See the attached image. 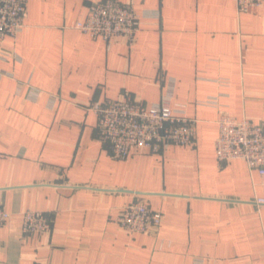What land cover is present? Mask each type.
Wrapping results in <instances>:
<instances>
[{
    "label": "crops",
    "instance_id": "1",
    "mask_svg": "<svg viewBox=\"0 0 264 264\" xmlns=\"http://www.w3.org/2000/svg\"><path fill=\"white\" fill-rule=\"evenodd\" d=\"M100 1L27 0L23 30L0 37V264H264V183L215 149L221 113L264 120V6L118 0L158 11L129 44L73 26ZM127 95L185 104L194 141L114 157L93 106ZM140 199L162 221L131 233L117 217ZM28 209L51 230L24 232Z\"/></svg>",
    "mask_w": 264,
    "mask_h": 264
},
{
    "label": "built area",
    "instance_id": "2",
    "mask_svg": "<svg viewBox=\"0 0 264 264\" xmlns=\"http://www.w3.org/2000/svg\"><path fill=\"white\" fill-rule=\"evenodd\" d=\"M239 12L264 6V0H235ZM27 0H0V37L17 36L25 27ZM158 16V11H145L140 15L130 5L118 0H105L92 4L85 19L73 26L92 38L107 43L113 36H124L133 44L142 17ZM5 75L0 71V78ZM228 84L225 78L218 79ZM204 104L216 105V100ZM96 113L103 140L116 158H126L132 150L162 151L172 145H188L195 139L196 119L187 115L186 105L172 103L168 97L152 105H145L130 96L96 103ZM218 136L215 140L216 157L220 164L236 159L244 160L251 171L255 170L264 183V120L237 119L221 113L217 119ZM264 204V197L257 198ZM162 213L153 210L143 200L125 206L117 219L120 226L131 233H147L158 227ZM11 212L0 206V227L10 219ZM24 232L44 233L51 230V221L41 210L22 213Z\"/></svg>",
    "mask_w": 264,
    "mask_h": 264
}]
</instances>
